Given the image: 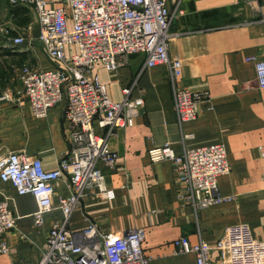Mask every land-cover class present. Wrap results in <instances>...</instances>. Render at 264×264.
<instances>
[{
  "label": "crops",
  "instance_id": "1",
  "mask_svg": "<svg viewBox=\"0 0 264 264\" xmlns=\"http://www.w3.org/2000/svg\"><path fill=\"white\" fill-rule=\"evenodd\" d=\"M44 1L60 7L65 0ZM166 5L174 14L168 55L180 62L176 84L206 94L210 100L200 106L194 121L179 124L165 66L143 69V54L129 56L115 71L97 65L93 73L106 86L111 101L120 102L122 91L132 88L131 98L143 99L144 108L131 127L117 130L110 139L118 160L112 168L102 170L114 198L103 200L89 193L73 211L69 228L84 229L91 222L104 234L139 229L144 232L142 251L149 264H196L193 254L175 253L174 241L186 237L191 245L204 242L215 246L228 227L244 224L262 244L260 264H264V89L257 86L254 63L247 61L264 60V0L255 4L244 0H167ZM9 7L8 18L15 27L10 38L19 32L37 37L33 9ZM33 40L29 48L20 51L22 56L8 51L9 57H3L8 59L0 63L4 93L13 96L20 88L19 66L39 70L60 67L36 38ZM76 53L75 46L65 48L66 57ZM65 107L63 99L45 117L37 118L26 99L0 101L1 148L38 158L46 171L55 170L69 149ZM94 125L98 135L105 134V129ZM214 144L224 146L230 168L229 174L217 178L224 201L193 210L177 197L171 163L151 164L148 151L169 145L180 156L186 149ZM69 193L67 182L58 184L54 206L58 197ZM6 201L17 221L4 235L9 253L0 255V264H39L41 246L52 225L62 218L60 211L48 213L43 226L36 227L34 198L20 196L9 184L0 182V204ZM210 261L218 264L217 251L211 253Z\"/></svg>",
  "mask_w": 264,
  "mask_h": 264
},
{
  "label": "built area",
  "instance_id": "2",
  "mask_svg": "<svg viewBox=\"0 0 264 264\" xmlns=\"http://www.w3.org/2000/svg\"><path fill=\"white\" fill-rule=\"evenodd\" d=\"M166 1L65 0L60 7H54L52 2L44 0H6L12 7L33 9L38 26L36 40L60 67L39 70L22 66L17 79L20 88L13 96H0V101L26 99L32 114L43 118L51 108L66 100L64 116L69 125V149L55 170L46 171L38 158L3 150L0 146V182L9 184L20 196L34 198L35 226L42 227L45 216L52 211L58 210L62 215L41 246L39 264H149L142 251V230L104 234L91 222L84 229L71 230L69 220L89 193L98 199L114 198L102 170L112 168L118 160L109 142L117 130L131 127L144 108L143 99L131 98L132 88L122 91L120 102L111 101L106 86L93 73L97 65L115 71L129 56L143 54V69L165 66L179 124L194 121L200 106L210 100L206 94L192 93L176 84L175 72L180 62L168 55L174 14L168 11ZM257 1L244 0L247 4ZM8 41L10 48H17L25 44L26 38L17 35ZM67 46H75L77 53L66 57ZM247 61L254 63L257 86L264 89V60ZM94 124L105 129V134L98 135ZM261 154L264 158L263 150ZM148 158L151 164L171 163L177 197L183 205L199 210L224 201L217 186V178L230 173L223 145L186 149L180 156L164 145L150 149ZM66 182L70 193L68 197H58L54 206L55 188ZM16 221L8 202L1 203L0 255L9 253L4 235L15 228ZM174 251L193 254L196 264H211L210 255L214 251L219 253L218 264H260L263 253L262 244L244 224L228 227L215 246L204 242L191 245L186 237H181L174 241Z\"/></svg>",
  "mask_w": 264,
  "mask_h": 264
},
{
  "label": "rangeland",
  "instance_id": "3",
  "mask_svg": "<svg viewBox=\"0 0 264 264\" xmlns=\"http://www.w3.org/2000/svg\"><path fill=\"white\" fill-rule=\"evenodd\" d=\"M9 6L10 5L6 2V0H0V63L8 60L7 59L9 57V55H7L8 51H13V52H15V55L17 54L18 56H20L21 55L20 51L24 52L26 47L29 48V46H31L34 43L33 39L36 38V37L24 35L26 33L19 32V35H22V36H24V38H26L25 44L17 46V48H10L9 45H7L5 40H6L7 36L11 37L12 34H14V32L12 30L15 29V27L11 23L10 19L8 18L9 17V14H8L9 9L11 8ZM26 18H28V12H27ZM5 56L7 58L3 59V57H5ZM20 68H21V66H19L18 69H20ZM0 72H1L0 74H2L1 69H0ZM2 83H3V79H2V82L0 81V85ZM0 91H2V94L0 96L7 94L6 92L4 93L3 89H1V88H0Z\"/></svg>",
  "mask_w": 264,
  "mask_h": 264
},
{
  "label": "trees",
  "instance_id": "4",
  "mask_svg": "<svg viewBox=\"0 0 264 264\" xmlns=\"http://www.w3.org/2000/svg\"><path fill=\"white\" fill-rule=\"evenodd\" d=\"M21 22V21H20ZM22 56V55H21Z\"/></svg>",
  "mask_w": 264,
  "mask_h": 264
}]
</instances>
